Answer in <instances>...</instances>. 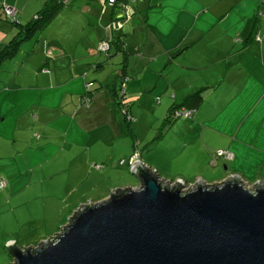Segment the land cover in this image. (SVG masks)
I'll return each mask as SVG.
<instances>
[{
  "label": "crops",
  "instance_id": "obj_1",
  "mask_svg": "<svg viewBox=\"0 0 264 264\" xmlns=\"http://www.w3.org/2000/svg\"><path fill=\"white\" fill-rule=\"evenodd\" d=\"M4 4L18 9L15 22ZM56 5L49 23L30 26ZM198 90L190 116L172 115ZM135 150L167 178L264 181V0H0V231L14 215L24 231L51 226L19 217L62 212L53 170L82 178L71 190L88 185L57 229L88 199H107L110 182L138 187L119 162Z\"/></svg>",
  "mask_w": 264,
  "mask_h": 264
},
{
  "label": "water",
  "instance_id": "obj_2",
  "mask_svg": "<svg viewBox=\"0 0 264 264\" xmlns=\"http://www.w3.org/2000/svg\"><path fill=\"white\" fill-rule=\"evenodd\" d=\"M131 172L138 187L81 204L52 239L10 243L13 264H264V181L185 189L138 160Z\"/></svg>",
  "mask_w": 264,
  "mask_h": 264
},
{
  "label": "rangeland",
  "instance_id": "obj_3",
  "mask_svg": "<svg viewBox=\"0 0 264 264\" xmlns=\"http://www.w3.org/2000/svg\"><path fill=\"white\" fill-rule=\"evenodd\" d=\"M119 162L121 164V160ZM125 163H123V164H125V166H122V167L125 168V170H127L128 174L130 172V174L133 175V173L131 172L130 162H125ZM92 165H93V163H92ZM101 166H103V165H101ZM94 167H95V165H94ZM103 168H100V169H103ZM223 168H225V167L223 166ZM153 169H155V168H153ZM53 172L55 173V175L52 177L54 179L51 178V181L55 185L54 191H56V194L59 193V195H61V197L56 196L57 197L56 205H59V204L62 205V207H63L62 212L60 214H58V213L56 214V211H53V210H47V211L41 210V211H36L35 215L37 218H32L33 213L30 214L29 218H26L27 215H25V217H19V219H22L21 221H23V220L27 221V220H33V219L46 220L51 225V226L48 225L47 228L43 227V228L47 229L46 231H45V229L44 230L39 229L41 231H39V230L38 231H24V229L16 223L18 220L17 216L14 215L12 217H9L8 222H11L13 224L8 228L9 230L7 231V234H4L2 231H0V264H13V261H14V257L12 256V254L8 248V242H6L4 244L2 242L3 237L11 238L15 242L16 246L21 247V248L37 247L43 241H46V239H48V238H53L58 232L61 231V228L57 229V227H55L54 224L57 222H61V220H63L65 218V216L67 214V208L70 205V203H71V205H73L79 198H83L84 196L87 195L85 193V191L88 188L86 179L81 180L82 182L78 186H76V184H75L76 187L74 188V190L72 189L73 190L72 191L70 189L69 184L70 183H73V184L79 183L80 179H82V178H78L77 173H75V172L70 173L69 170L68 171L67 170H64V171L53 170ZM95 174L96 173H94L93 176ZM159 175H160L161 179H166V180L176 181L179 179H183V181H185L188 186L195 184L198 180L197 179V180L191 182L187 178L186 179L185 178H179V177L171 178V176H168V178H167L166 175L164 176V174L159 173ZM82 177H84V176H82ZM109 178H111L113 181L117 180L116 177L113 178L112 176H110ZM202 181L205 182V180H202ZM110 185H111L110 189H114L112 187L114 185L112 182H110ZM251 186H253V185L249 184V186H247V187H251ZM96 187H97V185H96ZM116 188H118V187H116ZM124 188H125V186H124ZM95 191L96 190L94 189L92 194L95 193ZM67 193H68V195L66 196ZM83 193H85V194L83 195ZM87 193H89V192L87 191ZM63 196H65L66 198ZM51 199H55V198L52 197ZM90 200H91V198L88 199L87 201H90ZM69 220H70V218H69ZM69 220H68V222H69Z\"/></svg>",
  "mask_w": 264,
  "mask_h": 264
},
{
  "label": "built area",
  "instance_id": "obj_4",
  "mask_svg": "<svg viewBox=\"0 0 264 264\" xmlns=\"http://www.w3.org/2000/svg\"><path fill=\"white\" fill-rule=\"evenodd\" d=\"M104 2V5H110V6H116V5H120L122 7H127L128 5H131L132 2H135L137 0H102ZM3 10H4V14L6 16V18H8L9 20H11L12 22H15L18 19V9L14 6H9L7 4L3 5ZM118 28L117 22L116 20L111 21L108 24V29L110 31H114ZM110 46H111V41L110 40H103L102 42L99 43L98 45V50L101 52H108L110 50ZM123 96H124V91L122 92ZM85 102H88V97H84ZM193 113V111L189 108L186 107H182V108H174L172 110V115L174 114L177 118L179 117H187L190 116ZM130 117V116H129ZM216 155L218 157H223L226 159H233V153L230 150H218L216 152ZM142 161V159L140 158V154L137 152L133 155V157L130 160V164L131 167L135 164L136 161ZM123 162V161H121ZM146 166H149L147 164H145ZM153 171H155V169L151 168ZM157 171V170H156ZM242 179V178H241ZM200 180V179H199ZM197 180V182L199 181ZM168 181V180H166ZM171 181V180H169ZM177 181V180H176ZM176 181H171L172 184H174ZM179 181H181L184 185H185V189H188L190 187H192L194 184L188 186L186 184L185 181H183V179H179ZM243 181V179H242ZM246 184V186H249V184H247L246 182H244ZM6 185V181L2 180L0 181V187H3ZM52 239V238H49Z\"/></svg>",
  "mask_w": 264,
  "mask_h": 264
},
{
  "label": "trees",
  "instance_id": "obj_5",
  "mask_svg": "<svg viewBox=\"0 0 264 264\" xmlns=\"http://www.w3.org/2000/svg\"><path fill=\"white\" fill-rule=\"evenodd\" d=\"M60 2H61V1H60ZM60 2H59V3H60ZM58 11H59V9H58V6L56 5V6L52 7V8H50V9L46 10L45 12H43V14H41L40 16H39V14H38V17H37L36 19H34V21H32V23H30V26H32V28H42L43 26H45L47 23H49V22L52 20V18L54 17V15H55ZM14 48H15V46H14ZM116 98L119 99V102H120L121 104L125 102L124 99H123L121 96H119V94L117 95ZM202 99H203V96H202V94H201V91L198 90V91L194 92L193 94H191V95L189 96V98H188V99L186 100V102L184 103L185 105L183 104V105H181V106H177V107H175V108L186 107V108L191 109V110L194 112L195 109L201 104ZM124 104H126V103H124ZM126 108H127L126 106H125V107H122V109H124V110H126ZM173 109H174V108H173ZM125 116H126V119H127V120L125 121V124L129 127V124H130V118H129V114H128V112H126ZM171 118H172V117H171ZM135 153H137V150H135V151L133 152V154H131L127 160H125V159H124V160L121 159V161H123V162H121V163L130 162L131 158L133 157V155H134ZM96 166H100V167H101L100 164H96Z\"/></svg>",
  "mask_w": 264,
  "mask_h": 264
}]
</instances>
